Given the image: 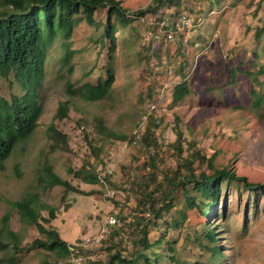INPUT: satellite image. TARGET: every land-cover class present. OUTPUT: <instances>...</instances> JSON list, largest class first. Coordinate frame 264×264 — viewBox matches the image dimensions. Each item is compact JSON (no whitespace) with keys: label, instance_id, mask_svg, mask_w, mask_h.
<instances>
[{"label":"rangeland","instance_id":"rangeland-1","mask_svg":"<svg viewBox=\"0 0 264 264\" xmlns=\"http://www.w3.org/2000/svg\"><path fill=\"white\" fill-rule=\"evenodd\" d=\"M119 1L129 13L153 4V0ZM190 6L194 14L182 11L186 19H182L185 27L180 31L171 27L168 30L172 32L165 34L158 28L153 36L148 32L150 16L147 21L134 20L118 27V50L112 64L115 82L107 98L98 102L89 103L80 96L83 83H95L104 75L100 72L103 53L94 41L98 32L80 21L71 38L74 54L67 62L63 60L66 53L61 39L51 42L44 79L37 91L42 110L37 128L13 149L0 170V232H14L21 247L36 237L44 238L34 226L21 221L11 207V203L36 194L41 205L54 209L51 227L59 236L68 244L84 242L81 249L87 263L104 264L106 245H114L124 257L130 255L135 237L128 235L126 223L132 221L139 206L121 181L129 172L128 165L138 164L147 154L126 141L100 134L95 129L96 119L100 118L112 134L128 138L138 127H144L145 114L155 107L150 114L161 118L159 137L163 143H173L179 130L183 149L194 144L207 158H215L214 168L204 164L203 170L212 174V170L226 166L255 187H245L239 178L221 180L214 212L204 222L199 221L200 225L193 223L196 217L190 211L188 218H181L183 201L178 198L174 207L152 220L155 225L150 227L149 243L163 240L147 251L153 264H175L170 255L179 261L197 258L211 264H264V75L255 76L264 67V33L257 36L264 27V0H219L218 4L200 6L190 1ZM97 17L103 19V12ZM182 62L190 91L173 107V87L183 81L179 75ZM248 71L253 74L246 75ZM253 85L263 97L258 109L252 107ZM12 93L21 95L24 91L13 77L0 79V94L9 98ZM64 101L69 102L68 116L53 120ZM52 123L67 134L70 152H48L47 129ZM165 155L170 167L173 158ZM86 162L95 164L101 175H109L106 182L86 184L68 174L69 168L78 170ZM45 163L84 194L64 193L59 186L43 190L37 179ZM40 214L49 218L47 211ZM6 215L8 221L3 226ZM206 228L215 233L221 248L214 259L210 258L209 246H204ZM101 231L104 237L97 242ZM2 239L8 240L5 235ZM17 257L11 248L0 252V259H4L1 264H10L6 259ZM70 261L35 250L14 264H72Z\"/></svg>","mask_w":264,"mask_h":264},{"label":"trees","instance_id":"trees-1","mask_svg":"<svg viewBox=\"0 0 264 264\" xmlns=\"http://www.w3.org/2000/svg\"><path fill=\"white\" fill-rule=\"evenodd\" d=\"M190 1L198 2V6L201 3L203 5L219 3V0H153L152 5L129 13L121 6L119 0H0V79L8 80L13 77L24 91L21 95L12 93L9 98L0 94V170L4 169V162L10 157L13 149L26 141L37 128L42 114L37 91L44 79L47 50L54 39H61V46L66 53L63 60L67 62L68 57L74 54L71 49V38L80 21L83 20L98 32L94 41L98 43V48L103 53L101 57L104 63L100 72L104 75L99 76L95 83L90 81L83 83L80 91L81 98L86 102H98L107 98L115 82L112 64L118 50V27H125L134 20L147 21L146 18L150 16L151 19L147 23L151 35L154 36L158 28L160 33L165 34L172 32L168 30L171 27L180 31L185 27L182 25V19H186L182 11L194 14ZM102 12L104 18L99 19L97 16ZM198 12L201 11L196 13ZM260 33H264V27L257 36ZM180 53L179 49L177 54ZM184 66L185 63L182 62L179 70L183 81L176 84L172 90L173 107L181 103L190 91L185 82ZM252 74L251 71L246 72L248 76ZM258 74L264 75V67H260L255 76H259ZM255 87L256 85L252 86L250 94L253 98L252 107L258 109L263 103V97L257 93ZM67 90L71 91L70 86ZM76 92L72 91L73 94ZM149 97L152 102L155 101L153 96ZM68 106V101L59 103L53 120L65 119L68 116ZM154 108L145 114L144 127L142 129L138 127L128 138L125 135L112 134L100 118L96 119L95 129L100 134L126 141L147 154L145 159L138 161V164L128 165L129 172L121 181L122 187L126 189L124 190L135 196L136 205L139 206L132 221L126 223L130 230L127 229L128 235L135 237L134 250L124 257L114 245L110 247L106 245L103 253L106 254L107 260L104 264H153L155 261L149 257L147 251L151 246L161 244L163 240L161 238L152 244L149 243L150 227L155 225L152 220L161 218L162 212L174 207L178 198L183 201V207L179 210L181 218H188L187 212L190 211L196 217L193 223L198 225L199 221L204 222V219L214 212L221 191L219 186L221 180L236 181L239 178L245 187H255L248 183L245 177H236L234 171L226 166L212 170V174L203 170L204 164L213 169L215 158L213 156L207 158L194 144H188L186 150L183 149L184 138L179 130H176V139L173 143H163L159 137L161 118L156 114H150ZM47 146L49 153L62 154L71 151L67 134L54 123L47 129ZM162 153L173 158L170 167L166 165V155L164 157ZM199 168L200 172L196 173ZM96 169L95 164L86 162L78 170L69 168L68 174L86 184L106 182L109 175H101ZM37 180L43 190L59 186L63 188L64 193L84 194L69 180L60 178L46 163L43 164ZM11 207L20 215L21 221L34 226L44 238L36 237L30 244L21 247L19 237L14 232L8 230L0 232V252L11 248L19 255L17 258L6 259L10 264L35 250L51 252L58 257H67L71 260L68 250L70 244L51 227L50 219L55 218L54 209L41 205L36 194L11 203ZM41 211H47L49 218L42 217ZM7 221L8 215L3 218V226ZM113 231L116 236V229ZM3 235L7 237V241L2 239ZM203 239L206 243L204 246H209L207 248L211 253L210 258L219 256L221 248L217 246L215 233L210 228H206ZM168 250L173 253L172 244H169ZM74 253L83 259L82 264H90L82 256L80 247L76 248ZM170 261L175 264H211L197 258L179 261L173 255H170ZM2 262L4 259H0V264Z\"/></svg>","mask_w":264,"mask_h":264},{"label":"built area","instance_id":"built-area-1","mask_svg":"<svg viewBox=\"0 0 264 264\" xmlns=\"http://www.w3.org/2000/svg\"><path fill=\"white\" fill-rule=\"evenodd\" d=\"M112 223H114V220H112ZM103 234H104L103 231H101L100 235L96 239L97 242H100L103 239V237H104ZM87 242H89V240H87ZM77 243L70 244L68 246V250L70 252L72 264H82V260H83L81 257H77L74 252H76V248H78V247L82 248L84 246V242L81 241V242H77Z\"/></svg>","mask_w":264,"mask_h":264}]
</instances>
